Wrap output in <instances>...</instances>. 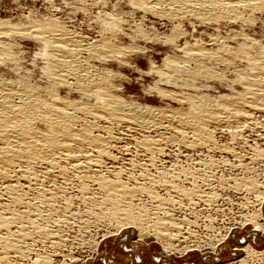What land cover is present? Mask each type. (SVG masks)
<instances>
[{"label": "bare ground", "instance_id": "1", "mask_svg": "<svg viewBox=\"0 0 264 264\" xmlns=\"http://www.w3.org/2000/svg\"><path fill=\"white\" fill-rule=\"evenodd\" d=\"M130 1L131 7L140 12L142 16L165 21L171 24L172 29L176 32L180 28L179 26L190 20L215 26L219 23L236 24L240 22L246 24L244 23L248 22V17H245L246 14H253L254 16V13L264 10V0ZM120 22L121 20L118 22L117 19L107 16L106 21H102V23H104L106 32L109 33L107 34L109 38L106 39L103 36L94 40L77 36L74 32L49 20L32 21L22 27L0 22V207H5L4 210L8 209L10 212L8 216H3V213L0 214V264H7L10 253L15 255L17 259L28 256L34 258L35 253L30 251V248H26L29 251H24L25 246L23 249L22 240L31 234H36L37 230H40L38 232L41 233L40 236L49 234V231L45 230L47 227L45 229L44 227H41L43 229L36 228V220L42 217L38 216L36 219V215H38L36 213L43 212L45 208L39 212L37 208L40 206L35 208L36 195L39 198L37 200L39 205L49 207L53 201L57 202L54 199L59 190L56 189L55 192H57L54 193L52 190L54 187L51 189L47 185L45 186L44 182L48 178H61L62 182V180H68L69 178H66L70 174H74L75 180L80 183L78 191L83 193L82 196L90 187L86 186L88 183L86 185L85 183L93 184L95 190L103 194L102 199L99 198L102 207L99 205L98 207H105L110 210V215H112L110 218L114 219L116 228L118 227L119 232L124 235L122 237L136 236L139 238V233L148 231L147 229V231H143V226H146L145 222L150 219L152 224L149 222L151 226H148L154 232L150 235L159 242H168V244L166 243L167 247L163 248L171 252L174 249L169 243L177 240V235L181 233H177L176 236L170 234L171 232H180L181 225L186 219L177 223H175L176 220L172 222L171 216L163 212V208L155 209L157 214L155 211L152 213V211L151 218L147 212L145 213V210H143L145 214L140 215L138 211H135L138 210L137 204H132V199L137 197V193H144L146 190L145 192H148L146 193L147 197L155 203L154 207L157 206L156 203L158 204L157 208L163 207L165 204L166 207L176 204L180 208L185 205L184 203L187 204V207H194L198 206V203H206L207 200H204L205 194L203 192L202 195H198L197 191L200 187L197 184L198 181L193 180L195 176L192 180L189 176L190 181L185 179V181L179 182L183 173L188 172L190 175H195L193 172L201 171L203 168V172L207 170L210 172L212 168H216L218 165L223 168L229 166L234 170H248V166L245 165L247 163L242 164L240 162L245 156L238 155L239 153L235 154L233 151L230 152L228 147H223L222 143V146H217L214 141L213 129L228 132L231 135L230 139L239 138L242 133L249 132L251 138L247 137L251 140L244 141L246 147L251 151V154L249 153L251 156L248 158L251 163L248 165L264 168V150H261L257 145L258 141L264 142V137L261 134L253 135L255 129L261 122H264V46L238 32L232 37L222 36L217 32L207 37L203 42L202 40L201 42L197 41L198 38L195 41L184 39L186 37L184 32L175 35L176 39L174 40L170 38L171 41L164 39L165 37L161 39V37L156 38L155 36V39L149 35H144L143 32L140 33V30V32L133 30L131 33H126L121 30L122 28L119 29L121 27L119 26ZM127 38H130L131 44L124 46L120 39ZM23 40H31L37 46L36 52L27 59L24 58L26 54L18 44ZM115 40L120 41V43ZM139 42L145 43V45L153 43L169 45L173 52L171 55L164 56L159 63L150 61L144 71H136L138 78L136 79L144 85L145 97L155 93L159 97L158 106L148 105L150 100L140 99L136 93L133 96L130 92L131 86L127 85L124 89L120 83L118 84L119 79L122 78L120 70L135 69L138 64H141L140 61L137 63L131 59L133 54H144L147 51V46H140L137 44ZM28 66L30 70L27 69ZM136 83L134 82L133 85ZM215 87L226 91V94L215 97L206 94ZM147 88L150 89L147 90ZM162 101L166 103L162 104ZM260 119L261 121H259ZM168 131L173 133L172 137L169 136L170 138L157 134ZM151 134L152 136L154 134L155 137H151ZM135 136L140 139L135 138ZM238 138L237 140H239ZM123 141L133 145L131 150L134 148L136 152L129 154L128 151L130 150L123 149ZM236 142H233L232 145ZM173 145L177 147H173ZM179 146L197 148L200 151L194 153L166 152L168 148L174 150ZM128 148L130 149V146ZM216 149L217 151L221 150V152H214ZM120 152L125 153L120 154ZM217 155L223 157L216 160ZM224 157L233 158V162L240 159L239 164L228 163ZM169 158L179 160L166 169V160ZM118 160L129 163L128 165L133 167L132 171H135L137 167L140 170L137 177L136 175L135 177L128 175V180L127 177L125 178L128 185L123 182L124 180L122 181L120 167L114 166ZM186 162H189L193 172L189 169H175L177 163ZM182 166L184 167V165ZM102 169L113 178H108L104 172L100 173ZM123 170L126 173V170L129 169ZM166 170H169L170 173H164L167 175L161 178L149 176L151 171L163 174L161 172ZM209 172H207L208 175ZM89 173L91 175L99 173V175L89 177ZM231 173L233 174V172ZM184 177L186 178V174ZM246 180H233L236 182L234 189L237 192L245 191L247 194H255V199H253L256 206L258 203L259 210H262V205H264L262 184H259L257 180L254 181L255 183L251 179V182L247 178ZM66 183L65 185L68 186ZM147 185L150 188L164 189L165 193L168 192L166 195L169 194L168 199H161L162 197L156 196L157 194L152 193L151 189L149 191ZM152 190L154 191V189ZM93 192L95 193V191ZM61 193L63 192H58V194ZM29 196L33 197V200L35 198V203L31 202ZM70 202L67 201V206ZM210 204L212 203L210 202ZM11 207L12 209H10ZM13 207L26 210L14 214ZM32 207V213L29 214L27 209ZM97 209L96 212H98ZM1 211L3 212L2 209ZM168 212L171 213V210ZM100 213L97 214L100 215ZM105 213L104 211V216ZM19 214H23V216ZM49 215L51 219L52 214ZM105 217L108 219V215ZM253 218L257 219L258 217ZM42 219L47 220L45 217ZM187 222L185 221V223ZM194 225L191 224V226ZM52 227L55 228L54 225ZM52 227L48 228L51 229ZM58 239H55L57 243ZM53 242L52 244H54ZM59 242L61 241L59 240ZM188 249L184 248L180 253L188 252ZM233 253L236 257L239 256L237 261L239 264L245 262L244 259L249 256L257 257L256 255H259L250 250L248 246L235 249ZM241 253L242 255H240ZM38 254H36L34 262L32 260V264H51L52 259L50 260L45 255L38 256ZM73 260L75 262V259Z\"/></svg>", "mask_w": 264, "mask_h": 264}, {"label": "rangeland", "instance_id": "2", "mask_svg": "<svg viewBox=\"0 0 264 264\" xmlns=\"http://www.w3.org/2000/svg\"><path fill=\"white\" fill-rule=\"evenodd\" d=\"M131 6L132 5H131V1L130 0H0V22H6V23H10V25H14V26L16 25L17 27L18 26L22 27V26H25L27 23L32 22V21H38V20L39 21H41V20L42 21H47V20H49V21L55 22V24H57V25L63 26L66 29L74 32L75 34H77V36H80V37H83V38H86V39L88 38L87 40H90V39L94 40V39H97V38H101L103 36L106 39L109 38L108 35H107L109 33L106 32L105 27L103 26L104 23H102V21H106L107 16L108 17L111 16V18L113 17L114 19H117L118 22L121 20L122 23L121 22L119 23V26H121L119 29L122 28L121 30H123L124 32H126V33L130 32L131 33V32H133V30L134 31H139L140 30L141 31V32L139 31L140 33L143 32V34L145 33L144 35H146V36L149 35L151 38H153V37L155 38V36H156V38H160L161 37V39H163L165 37L164 39H170L171 38L172 40H174V39H176V36L178 34H180V32L181 33L184 32L186 34L185 35L186 37H184V39H187V40H191L192 39L191 41H193V40L195 41V39L198 38L197 41L201 42V40H202V42H203V40L205 41V39L207 37H209L210 35H212L214 33H217V32L220 33L222 36H230V37L234 36V34L238 32V33H241V35H244V36L247 35L248 38L256 40L257 42H259L260 45L262 44L261 46H264V12H263L264 10H262L261 12L259 11V12L254 13V16H253V14H246L245 17L246 18L248 17L247 18L248 22H244L246 24L238 22L240 25L238 23H236V24L235 23H230V24H228V23H219L218 25L216 24V26L215 25H206V24L204 25V24L199 23L198 21L190 20V21L185 22L182 26H179L180 28L178 29V31L179 30L180 31L179 32L177 31L178 32L177 33L176 31H174L172 29L171 24H169V23H167L165 21L159 20L157 18H151V17H146L145 18L144 16H142V14L140 12L135 11V9L133 7H131ZM249 16H251V17H249ZM100 20H101V22H100ZM138 22H140V23H138ZM197 25H199V26H197ZM171 30H173L174 33ZM242 32H243V34H242ZM129 39L128 38L127 39H123V40L120 39V41H121V43L124 46H127V45L131 44V41ZM171 39H170V41H171ZM118 40H115V41H118ZM237 40L239 41L238 38H237ZM120 41H118V42L120 43ZM18 44H19V47L21 48V50L24 51V54H26L24 56V58H26V59L29 58L31 55H33V53H35L36 50H37L36 44L33 41H31V40H29V41L28 40H23L21 42H18ZM137 44L140 45V46H147V51L144 54H139L138 53L137 55L133 54L131 56L132 57L131 59L133 61H137V63L140 61L141 64H138V65L135 64V65H137L136 66L137 68H135L136 70L135 69H128V68H126V70L125 69L124 70H120V72H121L120 75L122 76V78L119 79L120 81L118 82V84L120 83L122 85V88L124 87V89H125V87H127V85L131 86V88H132L131 90L132 91L130 90V92H132L131 94L133 96L136 93L138 98H140V99H149L150 102L147 103L148 105L158 106L159 103H160L159 102V97L156 96L155 93H152L151 95H148V97H145V95L143 93L144 92L143 91V86L144 85L141 84V82L137 80L138 78H137L136 71H138V70L144 71L148 67V63L150 61L154 62V63H159L162 60V58H164V56L171 55L173 52L170 50L171 47L169 45H165V44H162V43L161 44L160 43H153V44L145 45V43L139 42ZM158 44H160V45H158ZM27 69L30 70L29 66L27 67ZM131 70H133V71H131ZM36 77H37V75H36ZM134 82L135 83L137 82L138 84L136 83L135 85H133ZM148 89H150V88H147V90ZM206 94L210 95L212 97H215L217 95H223V94L225 95L226 91L219 90V89H217V87H215L211 92L206 93ZM163 103H166V102L162 101V104ZM173 107L175 108V106H173ZM259 121H261V119ZM256 130H257V133H256ZM212 132H214V139L215 140L214 139L213 140L215 141L217 146H219V145L222 146V144H223V147H226V148L228 147V150H230V152L233 151V152H235V154L239 153L238 155L242 154L243 156H245V158L241 159L242 161H240V159H239L237 161L234 160V162H233V158L224 157V158H226L228 160V163L232 162L234 165L235 164H239V161L242 164L247 163L245 165L248 166L247 168H248L249 171L248 170H234V169L230 168L229 166H227L229 168H227V167L223 168L222 166L218 165L216 168H212V170L210 172L208 170L203 172L204 168L203 169L201 168L202 169L201 171L193 172L194 170H191L192 167L190 169L191 165L189 164V162L181 163V164L177 163V166H176L175 169H177V170H188L189 169L191 172L195 173V175L192 174L193 175L192 176L188 172H185L186 178L184 177L185 174L183 173V176L180 177L179 182H183V180L185 181V179L186 180L188 179V181H190V179L192 180V178L195 176V178L193 180H195V181L197 180L198 182L197 181L196 182H197L198 186L200 187L198 191L195 189L198 192V195H202V192L205 195L208 193L206 196L205 195L203 196L204 200H207L206 203H198V206L197 205L194 206L195 209L192 206H190V207L188 206L189 207L188 208L186 203H184L185 205L183 207H180V208L176 204L174 205L175 207L172 206L171 204H170L171 206L166 207L167 205L165 204L166 206L163 205V207L161 206V207L157 208L158 204L156 203L157 206L154 207L155 203L152 202V200L147 197L146 193H148V192H145L146 190L144 191V193H137L136 194V196L138 197V195H139L140 198L138 197V199H137V197H136V198L132 199L133 200L132 204H134V205L137 204L136 205L137 207L136 206L135 207L138 208V210H135V211L136 212L138 211V213H140V215H144L147 212V215H150V218H151L152 217V213H154L155 209L157 210V209H160V208L162 209L163 208L162 209V210H164L163 212H165V213H167V215L169 214V216H171L172 222H173V220L174 221L176 220L175 223H177L180 220L184 221L185 219H186L185 220L186 222L188 221L187 223H185V221H184L183 224L181 225L182 227L180 226L182 228L181 230H179L180 232H171V234H170V231L168 232L170 235H174V236H176L177 233H181V234L177 235L178 236V238H176L177 240H173L172 242L169 243V245L171 244L172 248L174 249V251H171V253H176L178 258H180L179 257L180 251H182L184 248H189L187 250L188 252H202V250H203V248L205 246H210L211 245V241H212V239L215 237V235L217 233L225 235V236L232 235V233H235L234 235H232V239L233 240H236L237 236H239L241 239H245L247 237V235H248L247 229L245 228L246 222L249 221L253 217H258V213L261 212L262 210L264 211V207L261 208L262 210H259L260 208L258 207L259 206L258 203H257V206H256V202L254 200L255 199L254 196H256L255 194L254 195L253 194H247L245 191H238L237 192V190L234 189V187H235L234 183H236L234 181H237V180L241 181L242 179L246 180V178H247L250 182H251V180L253 182L254 181L256 182V180H257V182L259 184H262V186H263V189L261 191H264V171H263L264 168L261 169V167H259V166H249L250 165L249 163H251V162L249 161L248 158L251 156L250 155L251 151L249 150V148L246 147V144H245L244 141H246V140L250 141L251 139H249L248 137L251 138V134L249 132H244V133H242L243 135L242 134L240 135V137L242 136L243 138L235 137L236 140H237V138L239 139V140H237L238 141V143H237L236 140L234 139V137H233V139L232 138L230 139L231 135H229L228 132L226 133V131H224V130L217 129V131H216L215 129H213ZM157 134H159L161 136L165 135V137H169V136L172 137L173 136V133L170 132V131H168V132H158ZM256 134H261L262 137H264V122H261V124L255 129V134L253 133V135H256ZM151 137H155V135L153 134V136H152V134H151ZM135 138L140 139L138 136H135ZM223 138H225V139H223ZM240 139H242V140H240ZM222 140H224V141L222 142ZM232 140H234V141H232ZM124 142L125 141L122 142V148L125 149V150H127V149L130 150L131 152L128 151L129 154L130 153H134V151L136 152V150H134V148H133V150H131L133 145H129L128 143H126V142L124 143ZM233 142H236V143H234L232 145ZM241 144H243V145H241ZM123 145H124V147H123ZM257 145L260 147L261 150L262 149L264 150V142L258 141ZM129 146H130V149L128 148ZM261 146H263V147H261ZM173 147H177V146L173 145ZM192 149L193 148H185V147L182 148V146H179L177 149L175 148L174 150L168 148V150L166 152H173L174 151V152L194 153V152H199L200 151L197 148L193 149V151H192ZM219 151L221 152V150H218V151H217V149L214 150V152H219ZM222 152L223 153H227V152H224V151H222ZM124 153L120 152V154H124ZM220 157H223V156L217 155L215 159L216 160H220ZM169 159L166 160L167 161L166 169L169 168L171 164H175L177 162V160H179V159H176V158H172V159L169 158ZM173 159H174V162L172 163ZM141 160H143V159H141ZM120 161L121 160H118L114 164V166L115 167H120L121 172H122V181L124 180L123 182L128 185V183H127L128 177L130 175L134 176V177L136 175V177H137V175L139 174L138 171H140V170L138 169V167L137 168L135 167L136 170L132 171L133 167H131V165H128L129 163H127L126 161H124V162L123 161L120 162ZM140 162H142V161H140ZM182 162H184V161H182ZM185 164H188V165H185ZM182 165H184V167ZM108 166L112 167L113 165H108ZM67 167H69V166H67ZM123 169H129V170H126V173H125V170H123ZM229 169L230 170L232 169L231 172H233V174L230 172ZM103 170L104 169L100 170V173H103V172L106 173ZM259 170H260V172H259ZM153 172L151 171L149 173L150 177L153 175V177L157 176V177L161 178V177H163L165 175L164 173H170L169 170H166L165 172H161L163 174H157V172H155V171H153ZM199 172H200V174H199ZM207 172H209L210 177H209ZM256 172H257V174H256ZM91 173H89V175L88 174L87 175L89 177H97L99 175V173H94V174H92L93 175L92 176ZM213 173H214L215 176L212 175ZM223 173H225V174H223ZM168 175H170V174H168ZM105 176H107L110 179L113 178V176H109V174H107V173L105 174ZM189 176H190V179L188 178ZM234 177L236 178V180H235ZM240 177H243V178L240 179ZM70 178H71V182H70ZM48 179H46L47 181L44 182L45 186L47 185V187L51 188V189L54 187V189H52L54 193H56L58 190H59L58 191L59 193L61 191L63 192V193H61L62 195L58 194V192L56 193L58 196L56 195L54 200L57 201V202L53 201L52 205H50L49 207L48 206L45 207V205H39L37 203V200L39 199V198H37V195H36V199H37L36 201H35V198L33 200V197H30V196L29 197L31 198L30 200H32L31 201L32 203L36 202L35 203L36 204L35 208L40 206L39 208H37V209H39L38 212L40 210L42 211L43 208H45V210L43 212L36 213V214H38V215H36V219L38 218V216H42V217H39V218H41V220H39V218L36 220V224H37L36 228L38 227V229H43L41 227H44V229H45L47 227L45 230L49 231L48 232L49 233L48 234L49 238L52 235L51 238H50L52 240H50L48 238V235L47 236H43V235L40 236L41 233L40 234L38 233L40 230H37L36 234H31L29 236L30 239H29V237H27L26 238L27 240L26 239L22 240L21 245H23V249H24V246H25L24 251H29V250L31 251L32 250L33 253H35L34 254L35 256L38 253H39L38 256H40V255H45L46 257L48 256V258L50 260L52 259L51 260V264H105L104 257L108 254V247H109V243H106V241H114V240H116L118 238L123 243L128 238L122 237L124 235H122L119 232L118 227L116 228V224L114 223V219H112V217L110 218V216H112V215H110L111 214L110 210H108V208L106 209L105 207L101 208L102 206L100 205L99 201L102 199L103 194L100 191L95 190L96 188H95V186L93 184H91L89 182H86L85 185L88 183L86 186H90V187H88V190L86 191L87 194L85 192V194L82 196L83 193L78 191V188L80 189V183L75 180L76 178L74 177V174L73 175L70 174V176H68L66 178L68 180H62V182L60 180L61 178H56V179L48 178ZM204 179H206L207 181L204 180ZM209 179L212 180V181L210 182ZM217 179L220 180V181H218ZM125 180H126V182H125ZM203 180H204V182H202ZM72 182H74V183H72ZM53 183H54V186H53ZM59 183H61V184H59ZM63 183H64V185H63ZM65 183L68 184V186L65 185ZM61 185H63V186H61ZM58 186H60V187H58ZM93 186H94V188H93ZM147 188H149V191L151 189V192L154 193L155 195L157 194L156 196H158V197L160 196V198L162 197L161 199H168V195L169 194L166 195L168 192L165 193L166 191L164 189H161V188L158 187L160 189V191H159V189L157 187L150 188V186H148V185H147ZM56 189H57V191L55 192ZM152 189H154V191ZM203 189H204V191H203ZM93 191H95V193ZM147 191H148V189H147ZM73 192H74V194H73ZM142 194H144V195L141 196ZM244 194H245V196H244ZM69 195H70V197H68ZM171 195H173V194H171ZM209 195H210V197H209ZM214 195H215L216 198L214 197ZM90 196L93 197V198H91ZM207 196L209 198H213V199L210 200L209 198H206ZM84 197L85 198L87 197L88 200L85 199ZM88 197L91 198V199H89ZM99 198H101V199L99 200ZM68 199H70L71 202ZM78 199H80V200L82 199L81 202ZM63 200H65V201H63ZM215 200H216V202H215ZM67 201L70 202V203H68V206L70 204L69 207L67 206ZM144 202H145V204H144ZM208 202H209V204H210V202L212 204H210V205L208 204L207 205ZM247 202H248V204H245ZM54 203L56 204L57 208L55 207ZM251 203L252 204L254 203L255 206H254V204L252 205ZM242 204H243V206H242ZM98 205L101 206V207H98ZM244 205H245V207H244ZM66 206H67V208H65ZM141 207H142V209H141ZM0 208L3 210V212L1 211L0 214L3 213L2 214L3 216H8V213H10L9 210L8 209L4 210V209H6L5 207L4 208L0 207ZM13 208L14 209L12 211H13L14 214H18V213L23 212V211L26 210V209L23 210L22 208H19V207H13ZM51 208L54 209L55 212ZM95 208L96 209L98 208L97 209L98 212L95 211L96 210ZM99 208H100V210H99ZM147 208H149V209L151 208L150 209L151 211L149 209H147ZM10 209H12V207ZM37 209H36V212H37ZM50 209H51V211H50ZM103 209L107 213L108 219H107V217H105V216H107L106 213H105V216H104ZM199 209H201V210H199ZM253 209H255V211H253ZM27 210L29 211V214H31L32 210H33V207L30 208V209H27ZM30 210H31V212H30ZM107 210H108V212H107ZM143 210H145V213L143 212ZM170 210H171L172 214L170 212H168ZM14 211H16V212H14ZM86 211H87V213H86ZM63 213H65V214H63ZM97 213H100L101 216L98 215ZM49 214H52V218L54 220L52 218L50 219V215ZM155 214H157V211H155ZM19 215L23 216V214L22 215L19 214ZM24 215L26 216V214H24ZM53 215H54V217H53ZM68 215H69L70 218L68 217ZM64 216H67V217L65 218ZM44 217L47 220L42 219ZM110 220H111V222H110ZM147 222H145L146 226L145 225H144L145 227L143 226V228H144L143 231H147L148 230L147 231L148 233L147 232H143V233L146 235V238L150 241V245L149 246L158 245L163 250L164 249L163 247H167L168 242L162 243V242H159L158 240H156L153 236L147 235V234H150V233H154V232H152L153 229L149 228L151 226V224H152V221L150 219H148ZM189 222L191 224H193V225L195 223L196 224L194 226H191V224ZM237 222L240 223V225H241L240 228H236ZM59 224H61V225H59ZM53 225L55 226V228L52 227ZM148 225H150V226H148ZM48 227H52L53 229L52 228L50 229ZM55 230H58V231H55ZM51 231H53V232H51ZM54 233H56V234H54ZM182 233H184V234L182 235ZM241 233H244L245 235L241 236ZM54 235H57L56 237L59 238L58 239V243L56 241L57 238ZM58 235H59V237H58ZM32 236H34V237H32ZM54 237H55L56 240L54 239ZM184 238H187V239L184 240ZM137 239H139V238H137ZM260 239L264 240V233L260 234ZM43 240H45V241L42 242ZM59 240L61 242H59ZM182 240H183V242H182ZM23 242H24L25 245L23 244ZM37 242H39L40 244L37 243ZM50 242H51V244H50ZM52 242L55 245L52 244ZM176 242H178V243H176ZM42 243H44V244H42ZM60 243H62V244L60 245ZM217 243H219V242H217ZM56 244H57V247H55ZM165 244H166V246H165ZM28 245H29V247H28ZM49 245H51L52 247H50ZM244 246H248L250 248V250H253L254 252H257L259 255H256L257 257L249 256V257H247L248 259L245 258L244 259L245 262H243L242 264H247V263L248 264H264V247H261L259 245V243L257 242L255 236H252L250 242L245 244ZM26 248H28V249L30 248V249L28 250ZM238 248H242V247H240L238 245L234 246L232 248L231 254L223 255V258L224 259H229V255H231L232 264H239L237 262L239 260V256L236 257L235 253H233V251L235 249H238ZM225 252H226V250L222 248L221 249V254H224ZM260 252H261V254H260ZM211 255H212L214 261H217L219 259L218 255H217V253L215 251V247H212ZM9 256L10 257H9V260H8L7 264H32V260L34 262V259H35V256H34V258H33V256H28L30 258H28V257H24V258L19 257L21 259L20 260L19 258L17 259L15 257V255H13L11 253L9 254ZM15 259H16V261H15ZM73 259H75V262H74ZM12 260H14L15 262L12 261Z\"/></svg>", "mask_w": 264, "mask_h": 264}, {"label": "snow or ice", "instance_id": "3", "mask_svg": "<svg viewBox=\"0 0 264 264\" xmlns=\"http://www.w3.org/2000/svg\"><path fill=\"white\" fill-rule=\"evenodd\" d=\"M240 227V223L237 222L236 228ZM245 228L248 232L245 239L237 236V239L233 240L232 235L235 233L228 236L217 233L212 239L211 245L205 246L202 252H182L179 253L180 258L176 253H171L167 249L162 250L158 245L149 246L150 241L141 232L139 239L136 236H131L123 243L118 238L114 241H106L109 243V247L104 260L105 264H232L231 255H229V259H224L223 255L231 254L234 246L243 247L250 242L252 236H255L259 245L264 247V240L260 239V234L264 233V211L258 213V219L253 218L247 221ZM243 235L245 234L241 233V236ZM212 247H215L219 257L217 261H214L211 255ZM222 248L226 250L224 254H221Z\"/></svg>", "mask_w": 264, "mask_h": 264}]
</instances>
